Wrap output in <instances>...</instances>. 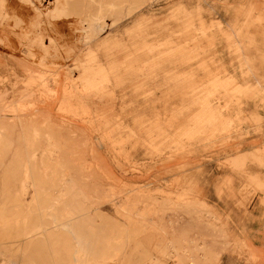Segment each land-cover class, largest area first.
Instances as JSON below:
<instances>
[{"label": "rangeland", "instance_id": "1", "mask_svg": "<svg viewBox=\"0 0 264 264\" xmlns=\"http://www.w3.org/2000/svg\"><path fill=\"white\" fill-rule=\"evenodd\" d=\"M27 1L0 0L1 187L37 133L79 264L108 240L116 264H264V0H72L59 29L60 0Z\"/></svg>", "mask_w": 264, "mask_h": 264}, {"label": "bare ground", "instance_id": "2", "mask_svg": "<svg viewBox=\"0 0 264 264\" xmlns=\"http://www.w3.org/2000/svg\"><path fill=\"white\" fill-rule=\"evenodd\" d=\"M28 1L31 2V0ZM0 12L2 11L0 10ZM75 14V10L72 8V0H60L59 7L55 15L51 16L50 24L49 22L48 24L50 27L54 28L61 27L63 26L62 24L71 22L70 18L73 17ZM2 15L4 18L9 15H12L13 17L17 16L14 9L10 7L6 9V12L3 11ZM9 24L12 25L13 22L9 21ZM46 29L49 30V28ZM41 34L40 36L38 35L39 38L37 44L42 49L44 48L43 39L45 37L43 38L44 35L42 36ZM44 34H47V31ZM38 135L39 134L34 133L31 138V154L28 156V159L25 160L24 168L21 173V178H18L15 172L3 173V186L1 187L0 185V250H2L4 254H11V260L9 262L10 264H60V260H57V254L58 247L61 246L63 252L67 255L68 259L72 260L73 264H79V262L81 261V251L80 242L76 240L78 237L75 239L76 241L74 242V246L71 245V239H67L64 237V239H55V234L50 232V229L48 228L50 224L47 221V212L53 210L52 206H58V204L66 202L68 199H70L72 195L73 177L69 172V162L56 156L58 153H63V150L60 148V146L53 145L52 149H49L45 153L43 152L44 154H41L40 147L37 143ZM5 161V150L3 148V145L0 143V171L5 165ZM28 198H30L31 200L28 201ZM58 214H60V211ZM61 216L63 217V215ZM82 241H84V239ZM39 243H41V246L36 247ZM100 247V255L98 258L100 259V261L97 264H116L114 259L115 256H113L110 252L111 249L113 251V248L110 245L109 240L108 243H102Z\"/></svg>", "mask_w": 264, "mask_h": 264}]
</instances>
